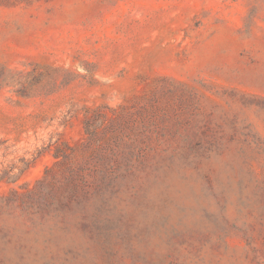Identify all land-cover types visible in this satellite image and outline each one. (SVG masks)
Segmentation results:
<instances>
[{"label": "rangeland", "instance_id": "1", "mask_svg": "<svg viewBox=\"0 0 264 264\" xmlns=\"http://www.w3.org/2000/svg\"><path fill=\"white\" fill-rule=\"evenodd\" d=\"M0 264H264V0H0Z\"/></svg>", "mask_w": 264, "mask_h": 264}, {"label": "trees", "instance_id": "2", "mask_svg": "<svg viewBox=\"0 0 264 264\" xmlns=\"http://www.w3.org/2000/svg\"><path fill=\"white\" fill-rule=\"evenodd\" d=\"M118 123H119L118 121L113 120V121L111 122V127H115V126H117ZM89 135H90L91 139L95 140L98 134L96 133V131L89 130ZM55 157H56V158H59V157H60V154H59V153H56V154H55Z\"/></svg>", "mask_w": 264, "mask_h": 264}]
</instances>
